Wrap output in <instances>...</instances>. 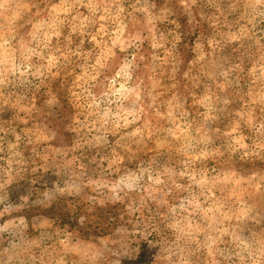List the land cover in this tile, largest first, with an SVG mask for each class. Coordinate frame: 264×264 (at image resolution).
Wrapping results in <instances>:
<instances>
[{
	"label": "rangeland",
	"instance_id": "1",
	"mask_svg": "<svg viewBox=\"0 0 264 264\" xmlns=\"http://www.w3.org/2000/svg\"><path fill=\"white\" fill-rule=\"evenodd\" d=\"M0 264H264V0H0Z\"/></svg>",
	"mask_w": 264,
	"mask_h": 264
},
{
	"label": "trees",
	"instance_id": "2",
	"mask_svg": "<svg viewBox=\"0 0 264 264\" xmlns=\"http://www.w3.org/2000/svg\"><path fill=\"white\" fill-rule=\"evenodd\" d=\"M119 204H115L113 206H107L103 209H100L98 212V216H100V221H97L94 223L93 229L92 231H88L87 235L88 236H92V235H104L106 234L107 229H109L111 226H113L114 224L116 225L119 221H118V216H119ZM56 209L55 206H52V208L49 209V211L53 212ZM53 216V215H51ZM65 214L61 215V221L65 222ZM68 224L70 223V221H66ZM92 227V225L88 224L85 225L84 228H90ZM83 228H81L82 231ZM141 259L143 260V257H141ZM145 263V262H144Z\"/></svg>",
	"mask_w": 264,
	"mask_h": 264
}]
</instances>
